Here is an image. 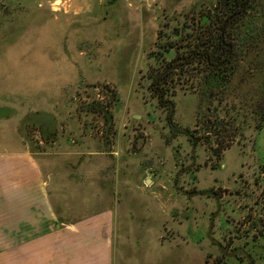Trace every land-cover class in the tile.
Listing matches in <instances>:
<instances>
[{
  "label": "rangeland",
  "instance_id": "obj_1",
  "mask_svg": "<svg viewBox=\"0 0 264 264\" xmlns=\"http://www.w3.org/2000/svg\"><path fill=\"white\" fill-rule=\"evenodd\" d=\"M216 3L0 0V148L28 144L77 214L102 201L92 195L105 182L126 245L115 264L173 246L174 264H237L228 244L264 262V38L229 85H208L200 60L180 61L164 86L172 121L151 89L194 50L197 14ZM250 15L264 21L258 7Z\"/></svg>",
  "mask_w": 264,
  "mask_h": 264
},
{
  "label": "crops",
  "instance_id": "obj_2",
  "mask_svg": "<svg viewBox=\"0 0 264 264\" xmlns=\"http://www.w3.org/2000/svg\"><path fill=\"white\" fill-rule=\"evenodd\" d=\"M76 162L70 161L68 168L71 182L85 176L73 170ZM44 166L24 142L0 148V247H6V263L115 264L126 245L118 234L120 207L104 203L110 196L105 182L101 192L92 195L102 201L79 207L87 212L77 214L76 201L70 208L63 202L68 185L60 187L58 173ZM174 251L173 246L160 260L135 264H174Z\"/></svg>",
  "mask_w": 264,
  "mask_h": 264
},
{
  "label": "trees",
  "instance_id": "obj_3",
  "mask_svg": "<svg viewBox=\"0 0 264 264\" xmlns=\"http://www.w3.org/2000/svg\"><path fill=\"white\" fill-rule=\"evenodd\" d=\"M256 7L260 13L264 14V0H217L215 7L210 12L197 14L195 19L196 36L194 35L192 40L197 41L194 50L189 51L186 55L176 56L172 63L168 64L170 67L166 68L165 72L156 78L151 86L158 96L160 104L169 109L168 117L171 121L175 112L174 101L166 91L167 89L164 88L169 82L170 71L178 69L180 61H185L184 64H186V62L192 63L200 60L206 66L205 80L208 85L218 88L232 83L237 66L239 67L243 63L242 61L248 59L247 51L252 47H261L258 42L263 41L264 38V35L262 36L264 21L260 22L263 24L260 28V23L250 15ZM208 24L212 26V30H207ZM220 245L224 251H222L223 254H225L223 256L227 257L226 245L223 242H220ZM227 246H229V250H233L231 257L237 259V264H264L245 248L232 247L231 244ZM214 261L215 264H226L217 258Z\"/></svg>",
  "mask_w": 264,
  "mask_h": 264
},
{
  "label": "water",
  "instance_id": "obj_4",
  "mask_svg": "<svg viewBox=\"0 0 264 264\" xmlns=\"http://www.w3.org/2000/svg\"><path fill=\"white\" fill-rule=\"evenodd\" d=\"M147 182L150 183V180H148Z\"/></svg>",
  "mask_w": 264,
  "mask_h": 264
}]
</instances>
